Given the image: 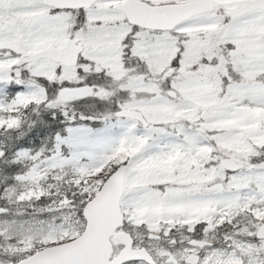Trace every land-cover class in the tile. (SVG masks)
<instances>
[{
	"label": "snow or ice",
	"instance_id": "1",
	"mask_svg": "<svg viewBox=\"0 0 264 264\" xmlns=\"http://www.w3.org/2000/svg\"><path fill=\"white\" fill-rule=\"evenodd\" d=\"M97 43L111 47H92ZM73 55L75 78H66L72 67L62 61ZM156 60L160 63H153ZM6 61L13 63L11 70L0 71V87L9 88L14 95L6 103L0 101V108L20 106L24 112L35 108L38 122L30 124L26 132L21 130L23 121L18 129L0 128V134L19 133L14 143L0 146V163L17 169L11 177L14 182H26L23 177L30 169L25 160L36 171L50 169L42 186L64 183L57 180L64 169H72V174L70 190L19 201L31 209L18 213L26 217L19 224L20 228L29 225L27 235L12 234L16 221L7 222V229L0 228V264H173L168 257L185 249H195L196 264L220 254L225 261L233 258L243 264H264V238L238 235L235 221L225 220L209 231L207 238L216 239L201 247L193 241L206 239V221L191 231L186 225L182 238L177 239L175 228L165 225L153 232L146 224L137 225L131 215L132 209L152 201L157 193L174 203L211 202L219 207L237 196H255L261 203L252 207H264V191L256 190L257 183L264 184V146L249 160L256 167L225 169V184L250 183L240 192L183 191L184 186L167 182L144 186L139 172L151 159L177 151L194 154L200 146L215 147L226 138L235 139L240 128L226 133L217 125L246 111L264 109V0H240L235 7L218 6L216 0H189L186 4L185 0H127L123 5L120 0H0V62ZM28 97L36 100L24 108L20 102ZM201 104L211 106L205 109ZM108 105L110 111L98 110V106ZM145 111L157 117L147 119ZM181 113L183 116L174 119ZM160 114L170 115L161 119ZM62 121L64 134L58 131ZM97 123L103 127L94 129ZM202 124L210 127L201 130ZM112 129L121 131L118 136L101 135ZM41 138H46L43 146H31ZM125 141L144 146L127 160L110 162L96 175L94 179L101 181L97 191H84V181L76 182L78 170L100 167ZM218 163L210 160L205 167ZM10 187L0 184V199H7ZM105 191L129 209L113 233L126 235L111 245V251L104 247L96 256H89L88 242L98 230L106 234L95 218L90 223L89 206L96 201L97 192ZM7 215L8 209L0 204V216ZM47 217L59 223L45 229ZM252 219L256 225L264 223ZM137 228L144 229L143 243L133 237ZM256 230L255 226L249 228L250 232ZM65 232L79 235L57 238ZM33 236L39 239L30 248L12 250L23 249ZM81 237L82 243L76 244ZM46 239L53 242L44 243ZM112 239L108 237L110 244ZM156 244L165 255L158 254ZM237 245L251 249L250 255Z\"/></svg>",
	"mask_w": 264,
	"mask_h": 264
},
{
	"label": "rangeland",
	"instance_id": "2",
	"mask_svg": "<svg viewBox=\"0 0 264 264\" xmlns=\"http://www.w3.org/2000/svg\"><path fill=\"white\" fill-rule=\"evenodd\" d=\"M189 0H185L187 2ZM240 0H216V5L227 6L232 5L235 7ZM119 19V17H117ZM213 28L215 26H212ZM92 47L97 49L110 48L111 44H94ZM163 55V53H162ZM111 59V57L107 58ZM13 62H0V71L11 70ZM153 63H160L156 60ZM66 78H75V68H72L71 72L65 73ZM35 98V97H33ZM2 101V100H0ZM201 107L207 109L211 105L201 104ZM203 113H201L202 115ZM164 115L170 114H160V118L163 119ZM143 116L147 119H155L157 117L156 113H149L145 111ZM183 114H179L174 117V119H179ZM247 120L253 121L252 123H244ZM115 123V121H113ZM103 125L97 123L93 125L94 129L102 128ZM201 130L209 128V125L202 124ZM218 128L226 130V133L230 132L233 128H240L242 131L238 137L235 139L226 138L222 141L217 142L215 147L211 145L200 146L196 152L193 154L191 150L188 151H177L173 154H169L163 158L151 159L140 166L139 172L142 177V184L144 186L158 184V183H169L174 185L184 186L183 191H197V192H210V191H237L240 192L246 187H250V183H224V172L220 162L225 158H239L250 160L254 155H257L256 149L264 146V109H253L250 112L246 111L244 115L233 119L223 121L217 125ZM120 129H112L110 133H101V135H111L118 136ZM257 133H261L257 135ZM145 141L144 143H146ZM144 144H133L131 142L125 141L121 143L120 146L115 150L111 157L105 158L104 162L97 168H82L78 170V173L88 174L94 182L98 181L94 179L105 167H108L109 163H117L122 160H127L131 156L136 155L143 148ZM216 153V155H213ZM218 161L219 163L212 168H206L205 165L210 161ZM256 165H251L248 168H254ZM72 170V169H64ZM50 169H45L43 171H36L35 166L31 173L26 174L23 180L26 182H14L12 187L9 188L8 193L14 192L15 190H20L32 186L36 183H41L47 175ZM182 179H178V178ZM211 186V187H210ZM257 191H264V184H256ZM242 200H246V203H242ZM254 202H261L256 199L255 196H237L236 199L232 200L229 204L224 207H219L217 203L205 202V203H191L182 202L174 203L172 199L157 193L156 197L150 202L144 203L138 208L131 210V215L135 218V223L137 225L146 224L149 229L153 232H159L161 228L168 225L172 228L184 229L187 225L188 229L194 228L195 225L202 221H206L208 224L206 232L217 228L223 221L232 220L238 216L240 219L250 220L247 215L249 212L243 211L244 205ZM124 214L129 212V209L123 208ZM220 218L217 220L216 217ZM253 216V215H252ZM26 219L25 216L17 215H7L0 216V228H8L9 221H16L17 223L13 226V235L25 236L27 235L25 229L29 225H24V228H20L19 222ZM58 224L52 218H46V223L43 227L45 229L49 225ZM135 235L139 238L138 243H143L145 241V232L143 228H137L134 231ZM69 235L78 236V232L67 233L57 237L58 239H63ZM183 233L177 234V239H181ZM187 239V237H183ZM39 239L38 237H31L27 239L23 249H12L13 251H24L32 246L33 240ZM44 243L53 242L52 240H44ZM155 248L159 250V255H165L163 248L158 244L154 245ZM238 250L243 252L245 255L251 253V249L244 245H237ZM193 249H185L183 252H177L176 256H169L170 261L180 264V261H186L189 253ZM222 254L213 259L212 256L207 257L205 264L211 261L212 264H243L240 259L229 258L225 261L221 259ZM178 257V259H177Z\"/></svg>",
	"mask_w": 264,
	"mask_h": 264
},
{
	"label": "trees",
	"instance_id": "3",
	"mask_svg": "<svg viewBox=\"0 0 264 264\" xmlns=\"http://www.w3.org/2000/svg\"><path fill=\"white\" fill-rule=\"evenodd\" d=\"M14 93L9 90V88L5 87H0V100L4 101L6 103L7 100H11L13 98ZM36 100V98L33 97H28L20 102V104L24 107L27 108L28 104L33 103V101ZM106 107V108H105ZM99 111H110V105L108 106H98ZM113 111L116 109L113 107ZM36 112L37 109L33 108L28 110L27 112H24L21 110L20 106L17 107H3L0 108V128L7 127L8 129H18L21 126V122L23 121L24 127L21 129L22 131H28V126L30 124H34L37 121L36 117ZM15 113V114H13ZM96 125V124H94ZM58 131L61 132V134H64V128H63V121H62V127L58 129ZM19 135L18 132H9L7 134H0V146H7L11 143L15 142L16 137ZM54 135V134H53ZM46 138H41V141L37 144L31 145L35 148H38L40 146H43V143L45 142ZM48 143L50 145L51 141L48 140ZM25 167H28L30 173L32 169L34 168V165H32L28 160L24 161ZM119 163V162H117ZM17 169L10 168L8 164L6 163H0V184H11L13 185L14 181H12V173L16 171ZM22 170V169H20ZM27 173V174H28ZM72 170H63L62 173H59L57 175V180H64V183H49V184H44L43 186L41 183H36L33 186H28L27 188H23L20 190H15L13 193L7 192V199H0V204H3L4 207L8 209V215L12 216H17L18 213L22 211H30V206L28 204H21L19 201H29L32 200L34 197H40L43 195H48L49 192L55 191V192H65L70 190V183L68 182V178L71 176ZM7 177V179H6ZM79 181H84L85 183V188L83 189L84 191H97L99 188L101 181L98 180L94 182L92 178L88 174H82L78 173V180L76 181L77 183ZM91 181L89 184L88 182ZM98 193V192H97ZM65 204L67 201L64 202ZM47 218H52L53 217H47ZM55 220V219H54ZM56 223H59L58 220H55Z\"/></svg>",
	"mask_w": 264,
	"mask_h": 264
},
{
	"label": "water",
	"instance_id": "4",
	"mask_svg": "<svg viewBox=\"0 0 264 264\" xmlns=\"http://www.w3.org/2000/svg\"><path fill=\"white\" fill-rule=\"evenodd\" d=\"M188 2H185V4ZM124 3H127V0L121 3L120 5H123ZM153 19L158 20L160 18L155 17ZM62 62H65L67 65L73 67L75 65V55ZM137 115L139 116V113ZM247 165L248 162L236 158H227L226 160L223 161V166L225 169L230 167L239 168ZM124 187H125L124 178H122L120 190L123 191ZM123 215L124 214L122 212L120 204L111 194H106V191L99 192L96 201L93 202V205L89 206L90 223L92 221V218H95L98 225L102 224L104 229H106V234L98 230L94 235V237L88 242L86 252L89 256H96L99 250L104 247H107L108 250L111 251L112 242L111 244L109 243L108 240L109 236H113L119 240L121 236L126 235L124 233H115L113 235L115 228L120 224ZM89 230L91 231V228ZM87 235L88 233H85V236ZM258 236L264 238V225L261 226ZM83 240L84 237H81L75 243L81 244ZM128 243L131 244L130 239L128 240ZM195 243H199L201 247L204 244H207L206 242H200V241ZM140 251H143V249H140ZM197 259H198L197 255H191L188 258V261L190 263H196Z\"/></svg>",
	"mask_w": 264,
	"mask_h": 264
},
{
	"label": "flooded vegetation",
	"instance_id": "5",
	"mask_svg": "<svg viewBox=\"0 0 264 264\" xmlns=\"http://www.w3.org/2000/svg\"><path fill=\"white\" fill-rule=\"evenodd\" d=\"M261 203V202H256ZM254 203L251 204H247L244 205V209L243 211L245 212H249V214L247 215L249 218H251L250 220H246V219H240L241 216H238L232 220H228L229 223H233V221H235V223H233V228H237L239 229L238 231V235H247V236H252V235H256L258 236V231L260 229V227L264 224V223H260L258 225L254 224L253 221V217L255 218V221H264V207H252ZM253 215V216H252ZM227 220V219H226ZM225 221H223L221 224H223ZM255 226L257 228L256 232H250L249 228ZM193 228L188 229L189 231H191ZM184 229H178L177 230V234H180V232L183 233ZM134 238L136 239V241L138 242V237L135 235V233H133ZM208 236V232L205 231V237L206 239L202 240V241H206L208 243H211V240L216 239L215 236H212L211 238H207ZM193 243H195V241H193ZM233 243H236L235 241H233ZM262 246H264V240H262ZM243 253V252H242ZM192 254H196L195 249H193L188 256L192 255ZM244 254V253H243ZM250 255V254H247ZM186 261H188V257L186 258ZM173 264H177L176 262H174ZM191 264V263H190Z\"/></svg>",
	"mask_w": 264,
	"mask_h": 264
}]
</instances>
